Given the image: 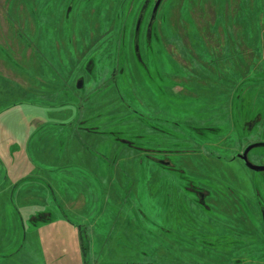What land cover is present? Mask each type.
Listing matches in <instances>:
<instances>
[{"label":"rangeland","instance_id":"374dc122","mask_svg":"<svg viewBox=\"0 0 264 264\" xmlns=\"http://www.w3.org/2000/svg\"><path fill=\"white\" fill-rule=\"evenodd\" d=\"M157 2L0 0V264H264V0Z\"/></svg>","mask_w":264,"mask_h":264},{"label":"crops","instance_id":"0c3cea01","mask_svg":"<svg viewBox=\"0 0 264 264\" xmlns=\"http://www.w3.org/2000/svg\"><path fill=\"white\" fill-rule=\"evenodd\" d=\"M32 120H39L38 117L32 119ZM60 220V221H59ZM38 223H41L42 224V228L41 230L43 231H46L48 229H50V225L52 224H55V227H56V230H55V227H54V230L60 233H66L67 235H70V233H72L75 229H74V225L67 222L63 217H54L53 214L51 213H46L44 214V212H41L39 214H35L34 217H33V223H32V226L36 228V226L38 225ZM58 223V224H57ZM46 226V227H44ZM26 227V226H25ZM57 240V239H56ZM58 241V240H57ZM79 241V239H78ZM46 242V241H45ZM43 245L45 246L44 248L46 249V246H47V249H50V250H53L51 252V255H55L54 253H56V251L54 250V248L51 246L50 243L46 242V245L44 244V242H42ZM70 245V244H69ZM73 245H77V239H75L74 241V244ZM68 246V245H67ZM66 247H60L59 248V252H61L60 254L63 256V250ZM57 254V253H56ZM64 264V263H63ZM65 264H71V263H65Z\"/></svg>","mask_w":264,"mask_h":264},{"label":"flooded vegetation","instance_id":"af4514ba","mask_svg":"<svg viewBox=\"0 0 264 264\" xmlns=\"http://www.w3.org/2000/svg\"><path fill=\"white\" fill-rule=\"evenodd\" d=\"M235 122H236V119L233 117V118H231L230 120H229V125L230 126H232L233 128L235 127ZM247 123V122H246ZM247 129H248V131L251 129H253V125L252 124H250L249 122L247 123ZM215 130V129H214ZM235 131V130H234ZM230 132H233V131H230ZM248 133V132H247ZM249 133H250V131H249ZM255 144H259V143H255ZM261 144V143H260ZM251 145H254V144H251ZM250 144H248L247 146H245L244 147V149L241 151V152H239V153H236L235 155H234V160L232 161V162H234L235 160H239V161H242V163L246 166V167H248L247 165H246V162L241 158V156L244 154V152L246 151V149L249 147V146H251ZM251 152V151H250ZM250 152L248 153V160H249V162L250 163H252V164H254L252 161H251V158H250ZM249 168V167H248ZM172 169V168H171ZM250 169V168H249ZM187 191H189L190 192V194L191 195H193L194 196V198L198 201V203L200 204V206H203V207H206L207 206V199H208V197H209V193L208 192H205V191H201L202 189L201 188H195V187H193V186H191V187H187ZM190 218H192V217H190ZM261 218H262V224H264V221H263V218H264V215L262 214V211H261ZM262 226H264V225H262ZM263 230H264V227H263ZM236 260H239V259H236Z\"/></svg>","mask_w":264,"mask_h":264},{"label":"water","instance_id":"95a60500","mask_svg":"<svg viewBox=\"0 0 264 264\" xmlns=\"http://www.w3.org/2000/svg\"><path fill=\"white\" fill-rule=\"evenodd\" d=\"M162 1H163V0H158V2H157V4H156V7H155V10H154V13H153V17H152L153 19L155 18L156 14H157V11H158V9H159V7H160ZM140 23H141V21H139V23H138L137 31L139 30ZM260 146H264V144H263V143H261V144L259 143V144H254V145L249 146V147L246 149V151L244 152V154L241 156V158L246 162V165H247L251 170H253V171H259V172H260V171H264V166H257V165H254V164L250 163L249 160H248V153H249L252 149L257 148V147H260Z\"/></svg>","mask_w":264,"mask_h":264}]
</instances>
